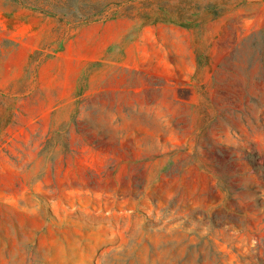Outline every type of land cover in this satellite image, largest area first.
Here are the masks:
<instances>
[{
	"label": "rangeland",
	"instance_id": "374dc122",
	"mask_svg": "<svg viewBox=\"0 0 264 264\" xmlns=\"http://www.w3.org/2000/svg\"><path fill=\"white\" fill-rule=\"evenodd\" d=\"M4 131L0 264H264V0H0Z\"/></svg>",
	"mask_w": 264,
	"mask_h": 264
},
{
	"label": "crops",
	"instance_id": "0c3cea01",
	"mask_svg": "<svg viewBox=\"0 0 264 264\" xmlns=\"http://www.w3.org/2000/svg\"><path fill=\"white\" fill-rule=\"evenodd\" d=\"M114 24V26H110V28H108L107 30H104L101 32V36L102 38L100 39L99 42L97 41H93L90 43V47H89V57H87V61L85 63H89L90 60L93 59H97L99 60V58H103L105 53H112V48L114 47L117 48V44H118V40L120 39L121 35L124 34L126 32V30L128 28H130L131 23L127 22V21H121V20H111ZM145 29H142V31L140 33H143V31L145 32H149L151 31V26H143ZM107 39V42H106ZM135 43V42H134ZM134 43H130L128 45L123 44L122 46V52L123 54H127L128 51L133 50V44ZM119 47V46H118ZM142 51H149L148 46H146L145 44H142ZM101 52V55H97ZM101 56V57H100ZM136 60V56L134 57ZM127 59V58H125ZM151 60H153V58L148 59V61H146V63H148L149 65L151 64ZM92 62V61H91ZM125 63V60H124ZM139 63H140V59H139ZM143 64V63H142ZM139 65V64H138ZM136 65V66H138ZM141 65V64H140ZM172 67L167 68L168 71H172ZM150 70H152L153 73L157 72V64H154L153 67L149 66V67H144L142 69L143 73L148 74L150 72ZM5 72V71H4ZM3 75H6V73H2ZM10 75V74H9ZM9 80L6 81V84H9L12 82V76H9ZM142 83H145L147 81L145 80H139ZM64 102V103H63ZM73 104V102L71 101H53L52 103L48 104V107H68L71 106ZM137 122H139V120L136 118ZM35 143L33 141L29 142V141H24L23 139H16L13 137L12 134H10L7 131H4L0 134V158L4 159L5 161H11L13 163V157L18 156L17 154H19L20 156H28V152L34 149ZM25 155H23L21 152L19 151H23ZM28 150V152H27ZM27 152V153H26ZM21 156V157H22Z\"/></svg>",
	"mask_w": 264,
	"mask_h": 264
}]
</instances>
